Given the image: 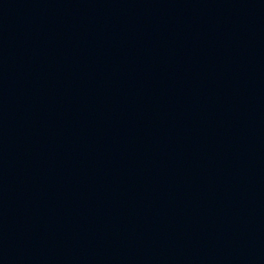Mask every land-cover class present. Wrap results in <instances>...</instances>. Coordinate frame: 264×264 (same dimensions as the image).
Masks as SVG:
<instances>
[{
    "label": "water",
    "instance_id": "95a60500",
    "mask_svg": "<svg viewBox=\"0 0 264 264\" xmlns=\"http://www.w3.org/2000/svg\"><path fill=\"white\" fill-rule=\"evenodd\" d=\"M0 264H264V0H0Z\"/></svg>",
    "mask_w": 264,
    "mask_h": 264
}]
</instances>
